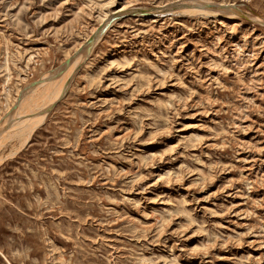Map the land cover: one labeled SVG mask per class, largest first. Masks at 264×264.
Instances as JSON below:
<instances>
[{"label": "rangeland", "instance_id": "1", "mask_svg": "<svg viewBox=\"0 0 264 264\" xmlns=\"http://www.w3.org/2000/svg\"><path fill=\"white\" fill-rule=\"evenodd\" d=\"M0 264H264V0H0Z\"/></svg>", "mask_w": 264, "mask_h": 264}, {"label": "bare ground", "instance_id": "2", "mask_svg": "<svg viewBox=\"0 0 264 264\" xmlns=\"http://www.w3.org/2000/svg\"><path fill=\"white\" fill-rule=\"evenodd\" d=\"M38 89V92L28 94V96L23 100L21 108L25 111V114H21L22 119L20 121L18 117L20 129H25L41 119V117L38 116L39 111L43 109L49 99L60 92L61 86L57 85L56 83L51 84L50 82L41 84L38 86Z\"/></svg>", "mask_w": 264, "mask_h": 264}]
</instances>
